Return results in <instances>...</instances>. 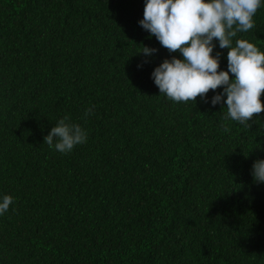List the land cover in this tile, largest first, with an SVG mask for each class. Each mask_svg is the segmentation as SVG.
Segmentation results:
<instances>
[{
  "label": "trees",
  "instance_id": "16d2710c",
  "mask_svg": "<svg viewBox=\"0 0 264 264\" xmlns=\"http://www.w3.org/2000/svg\"><path fill=\"white\" fill-rule=\"evenodd\" d=\"M143 7L0 0V264H264V111L247 129L159 93L152 68L180 54L138 24ZM253 20L240 36L264 51V7ZM142 44L158 51L138 68ZM65 115L88 139L61 154L43 137Z\"/></svg>",
  "mask_w": 264,
  "mask_h": 264
},
{
  "label": "clouds",
  "instance_id": "9594fccd",
  "mask_svg": "<svg viewBox=\"0 0 264 264\" xmlns=\"http://www.w3.org/2000/svg\"><path fill=\"white\" fill-rule=\"evenodd\" d=\"M264 7V0H144L138 24L155 36L171 55L152 68L150 78L159 93L174 102H196L197 97L211 106L227 109L224 120H232L247 129L253 114L264 111V51L240 36L256 27L253 17ZM227 49L226 69L220 67ZM158 50L142 44L135 53L143 55L140 68ZM231 74V76H230ZM220 89L217 91V89ZM212 91L211 97L207 94ZM95 105L84 109L81 119L94 115ZM257 122V121H256ZM88 139V131L65 115L55 121L43 137L61 154L70 153ZM250 174L254 182L264 183V158L255 159ZM14 197L0 193V216L9 211Z\"/></svg>",
  "mask_w": 264,
  "mask_h": 264
}]
</instances>
